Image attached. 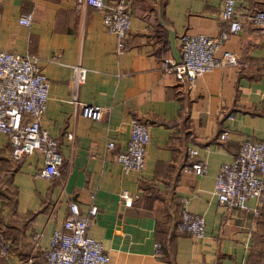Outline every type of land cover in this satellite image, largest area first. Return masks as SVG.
<instances>
[{"label":"crops","instance_id":"1","mask_svg":"<svg viewBox=\"0 0 264 264\" xmlns=\"http://www.w3.org/2000/svg\"><path fill=\"white\" fill-rule=\"evenodd\" d=\"M220 9V0H130V28L117 50L101 11L85 0H0V49L39 56L50 82L41 127L62 156L58 175L39 176L43 156L13 159L0 133V228L10 241L0 264L30 253L32 264H45L70 201L82 215L96 205L88 233L116 264H264V207L258 215L226 208L213 189L240 142L264 136V32L249 21L264 0L236 2L242 29L222 40L216 56L235 52L237 65L215 67L193 83L159 68L163 58H180V34L218 36ZM26 12L30 26L18 22ZM75 64L87 69L78 100L106 108L98 121L70 102ZM131 117L148 125L150 141L143 169L125 172L115 155L125 148ZM188 147L205 162L204 173L193 172ZM122 190L129 197L122 199ZM182 208L204 216L202 238L173 232ZM155 241L164 248L159 260Z\"/></svg>","mask_w":264,"mask_h":264},{"label":"built area","instance_id":"2","mask_svg":"<svg viewBox=\"0 0 264 264\" xmlns=\"http://www.w3.org/2000/svg\"><path fill=\"white\" fill-rule=\"evenodd\" d=\"M219 19L224 26L218 36L212 37L203 33H182L178 38L180 58H163L159 68L171 72L178 80L186 79L193 83L195 79L219 66L237 65L238 56L235 52L224 50L216 56L222 40L230 33L242 29V20L235 9L238 0H220ZM100 10L102 23L108 32L116 36V49L125 47V40L130 28V0H85ZM251 25L264 32V9L249 15ZM20 24L30 26L32 13L26 12L18 17ZM72 91L70 102L79 108L80 114L98 121L106 112V108L82 102L77 98V88L85 78L87 69L75 64L72 66ZM49 79L40 67V58L35 54L19 53L0 49V133L4 134L11 146V156L21 160L26 155L38 152L43 156V166L37 173L42 177L59 174L62 156L58 141L41 127V118L49 92ZM129 137L125 148L119 150L115 158L123 171H141L145 165L146 148L150 141L149 127L136 117L129 120ZM226 136V135H224ZM66 138L73 140V134L67 133ZM114 143L108 141L107 149ZM188 157L195 174H202L206 164L196 159L195 151L188 147ZM214 193L218 202L226 208H251L258 215L264 207V136L262 139H244L240 142L237 152L229 162L222 163L216 173ZM120 197H129L126 190ZM253 202L250 207L249 203ZM97 207L91 204L87 215H82L75 201L68 203V213L60 227L53 229L47 248L44 250L46 264H116L106 252L102 242L88 233L92 218ZM173 229L178 233L189 234L193 238H202L205 234V220L202 214L182 208L180 216L174 222ZM39 233L33 235L34 241ZM152 255L155 259L163 256L162 243L154 242ZM0 256H10V241L0 229ZM33 254L30 253L16 264H32ZM119 261L131 259L121 255Z\"/></svg>","mask_w":264,"mask_h":264},{"label":"trees","instance_id":"3","mask_svg":"<svg viewBox=\"0 0 264 264\" xmlns=\"http://www.w3.org/2000/svg\"><path fill=\"white\" fill-rule=\"evenodd\" d=\"M60 166H61V165H60ZM60 166H59V167H60ZM180 211H181V210H180ZM179 216H180V215H179ZM178 219H179V218H178ZM178 219H177V220H178ZM177 220H176V221H177ZM0 229H1V228H0ZM173 232H176V231L173 229ZM176 233H178V232H176ZM4 235H5V234H4ZM5 236H6V235H5ZM6 238H7V236H6ZM7 239H8V238H7ZM162 247H163V245H162ZM163 253H164V248H163ZM43 261H44V260H43ZM44 263H45V261H44ZM45 264H46V263H45Z\"/></svg>","mask_w":264,"mask_h":264}]
</instances>
